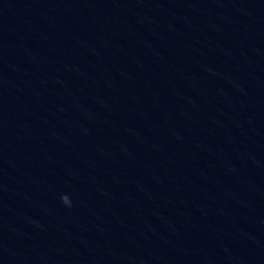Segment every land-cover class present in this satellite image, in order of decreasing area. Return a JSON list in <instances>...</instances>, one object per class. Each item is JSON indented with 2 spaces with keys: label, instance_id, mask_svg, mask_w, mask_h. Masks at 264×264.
Returning a JSON list of instances; mask_svg holds the SVG:
<instances>
[{
  "label": "water",
  "instance_id": "1",
  "mask_svg": "<svg viewBox=\"0 0 264 264\" xmlns=\"http://www.w3.org/2000/svg\"><path fill=\"white\" fill-rule=\"evenodd\" d=\"M0 264H264V0H0Z\"/></svg>",
  "mask_w": 264,
  "mask_h": 264
},
{
  "label": "clouds",
  "instance_id": "2",
  "mask_svg": "<svg viewBox=\"0 0 264 264\" xmlns=\"http://www.w3.org/2000/svg\"><path fill=\"white\" fill-rule=\"evenodd\" d=\"M62 200L65 204H70V201L68 200L67 196L62 197Z\"/></svg>",
  "mask_w": 264,
  "mask_h": 264
}]
</instances>
